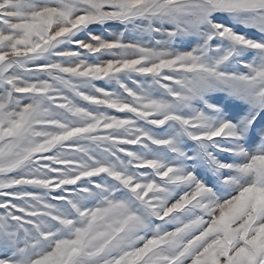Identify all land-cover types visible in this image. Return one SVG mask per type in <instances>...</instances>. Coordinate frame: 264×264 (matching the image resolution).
Listing matches in <instances>:
<instances>
[{
  "label": "snow or ice",
  "instance_id": "1",
  "mask_svg": "<svg viewBox=\"0 0 264 264\" xmlns=\"http://www.w3.org/2000/svg\"><path fill=\"white\" fill-rule=\"evenodd\" d=\"M0 264H264V0H0Z\"/></svg>",
  "mask_w": 264,
  "mask_h": 264
}]
</instances>
